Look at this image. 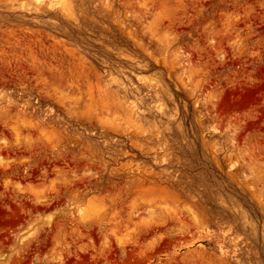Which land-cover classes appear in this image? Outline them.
<instances>
[{"label":"rangeland","instance_id":"1","mask_svg":"<svg viewBox=\"0 0 264 264\" xmlns=\"http://www.w3.org/2000/svg\"><path fill=\"white\" fill-rule=\"evenodd\" d=\"M0 264H264V0H0Z\"/></svg>","mask_w":264,"mask_h":264}]
</instances>
